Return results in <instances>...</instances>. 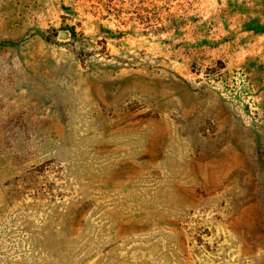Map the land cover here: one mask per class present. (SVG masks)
Returning <instances> with one entry per match:
<instances>
[{"label": "rangeland", "instance_id": "obj_1", "mask_svg": "<svg viewBox=\"0 0 264 264\" xmlns=\"http://www.w3.org/2000/svg\"><path fill=\"white\" fill-rule=\"evenodd\" d=\"M0 264H264V0H0Z\"/></svg>", "mask_w": 264, "mask_h": 264}, {"label": "water", "instance_id": "obj_2", "mask_svg": "<svg viewBox=\"0 0 264 264\" xmlns=\"http://www.w3.org/2000/svg\"><path fill=\"white\" fill-rule=\"evenodd\" d=\"M62 36H65L66 34H61Z\"/></svg>", "mask_w": 264, "mask_h": 264}]
</instances>
